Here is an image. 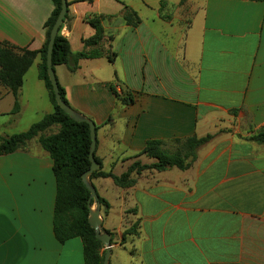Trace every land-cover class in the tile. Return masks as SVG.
<instances>
[{
	"label": "crops",
	"instance_id": "obj_1",
	"mask_svg": "<svg viewBox=\"0 0 264 264\" xmlns=\"http://www.w3.org/2000/svg\"><path fill=\"white\" fill-rule=\"evenodd\" d=\"M161 1L67 0L61 30L77 54L95 35L88 20L104 26L106 41L91 48L101 57L75 72L54 67L69 105L96 125L99 170L120 177L135 162L155 163L142 155L148 141L166 150L213 136L184 171L133 172L124 187L91 175L109 205L100 214L109 263L264 264V143L252 140L264 129V1ZM53 10L52 0H0V44L40 51ZM40 64L38 56L17 98L0 84V140L53 112ZM53 168L37 139L0 155V264H84L82 239L62 244L54 233Z\"/></svg>",
	"mask_w": 264,
	"mask_h": 264
},
{
	"label": "trees",
	"instance_id": "obj_2",
	"mask_svg": "<svg viewBox=\"0 0 264 264\" xmlns=\"http://www.w3.org/2000/svg\"><path fill=\"white\" fill-rule=\"evenodd\" d=\"M264 1V0H263ZM54 10L44 24L46 41L38 52L19 49L8 43L0 44V84L8 87L17 98L18 92L23 85L24 76L32 66L34 60L39 56V77L45 83L50 101L54 107L51 114L46 115L40 122L31 126L27 132L0 140V155L14 153L24 148L28 142L37 139L41 147L48 152L54 162V175L57 183V196L54 209V233L56 239L64 244L70 239L80 237L84 244V264H103L104 247L96 238L95 230L89 224L90 216V192L82 181L83 174L91 167L89 155L91 147L90 127L87 123L76 122L67 115L57 104L49 76L47 73V52L51 37V31L62 9L61 0H52ZM68 6L70 5L67 2ZM161 1V9L165 5ZM124 19L127 24L137 26L140 23L138 15L126 7ZM70 21L69 13L66 14L63 24L55 38L52 54L53 66L65 65L70 72L79 69L81 60L101 57L100 51L92 50L100 47L106 41L105 30L102 19L93 17L88 20L89 25L95 30V35L86 40L85 51L74 54L71 51L69 41L61 35L63 25ZM110 40V38L108 39ZM115 55H109L111 63ZM59 92L63 101L69 105L65 90L59 86ZM122 103L133 102L131 96L127 95L121 99ZM70 106V105H69ZM18 104H15V110ZM57 127L56 133L47 134ZM212 135L205 137H191L185 140L175 141L177 149L175 152H167L161 141H148L142 155L155 160L150 165H142L139 162L132 164L122 176L117 177L112 173H104L99 170L92 177H111L116 185L124 187L132 184L130 176L133 172L145 170L164 171L169 168L179 170L189 169L197 159L198 150L212 140ZM252 140L264 143V129H262ZM100 204L109 209L108 203L99 197Z\"/></svg>",
	"mask_w": 264,
	"mask_h": 264
},
{
	"label": "water",
	"instance_id": "obj_3",
	"mask_svg": "<svg viewBox=\"0 0 264 264\" xmlns=\"http://www.w3.org/2000/svg\"><path fill=\"white\" fill-rule=\"evenodd\" d=\"M62 1V9L59 13V16L55 22V25L51 31V37L48 45V52H47V73L49 76V80L51 82L53 92L55 95V100L58 104V106L67 114L71 117L76 122H81V123H87L90 127V136H91V147H90V163L91 167L88 171H86L83 176H82V181L88 191L90 192V216H89V224L90 226L95 230L96 238L102 243V245L106 248V253L104 256V262L103 264H110V256L112 253L111 249V243H112V237L108 233H102L101 231V226H102V220L100 219V214H101V204L99 201V197L97 194V191L95 187L92 185L90 177L91 175L100 169V164L98 161L95 159V150H96V125L93 121L88 119L87 117L83 116L81 113L75 111L71 106L66 104L59 92V84L54 72V66L52 62V54H53V49H54V42L55 38L59 32L60 27L63 24L64 18L66 14L68 13V4L67 0H61ZM92 202L95 203L96 208L95 210L91 209Z\"/></svg>",
	"mask_w": 264,
	"mask_h": 264
},
{
	"label": "rangeland",
	"instance_id": "obj_4",
	"mask_svg": "<svg viewBox=\"0 0 264 264\" xmlns=\"http://www.w3.org/2000/svg\"><path fill=\"white\" fill-rule=\"evenodd\" d=\"M165 5H167V3ZM177 147L178 146L175 145V144H169L168 146H166V150H167V152L172 153V152H175L176 151Z\"/></svg>",
	"mask_w": 264,
	"mask_h": 264
}]
</instances>
